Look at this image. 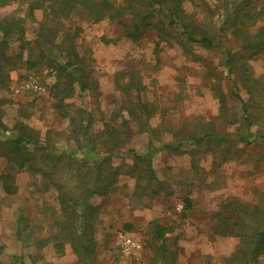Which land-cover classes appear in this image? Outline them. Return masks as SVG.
Returning a JSON list of instances; mask_svg holds the SVG:
<instances>
[{
	"label": "rangeland",
	"instance_id": "1",
	"mask_svg": "<svg viewBox=\"0 0 264 264\" xmlns=\"http://www.w3.org/2000/svg\"><path fill=\"white\" fill-rule=\"evenodd\" d=\"M248 1L249 6L238 11L237 24L254 35L264 25V0L185 1L193 23L205 30L211 23L221 42L217 47L188 41L176 29L161 38L154 27L132 40L122 34L116 20L93 21L83 10H74L66 23L82 28L76 43L82 53L90 51L98 88L81 91L74 83L72 95L64 100L66 111L59 110L53 92L56 71L45 65L30 68L19 58L18 39L8 43L5 52L12 60L5 68V80L0 79V138L14 134L16 124L25 122L40 131L45 149L37 155L48 153L53 161L46 159L45 168L52 172L48 176L19 169L0 157V260L5 264H225L240 241L237 235L223 233L238 217L229 207L235 206L233 199L264 206V122L249 125L244 120L242 102L235 94L249 97L237 70L239 54L244 60L247 53L240 46L242 40L224 28L236 3ZM50 2L0 4V21L22 17L26 38L36 41L45 15L35 7ZM126 15L132 18L129 12ZM233 51L237 55L231 72L226 60ZM245 61L251 77L264 87V49ZM131 72L141 79L139 95L135 89L126 90ZM30 75L42 82L44 91L26 87ZM118 77L125 83L122 88L116 85ZM218 89L226 99L224 112ZM253 95L264 110V94ZM87 113L94 119L92 131L110 125L120 133L122 146L109 154L101 144L93 148L83 141L76 122L87 123ZM205 131L226 138L191 140ZM166 142L172 146H163ZM130 149L142 157L127 153ZM150 166L154 179L148 173ZM50 177L77 195L89 184L100 190L87 199L92 208L87 211L91 245L86 262L58 234L65 215ZM187 198L190 209H185ZM158 225L168 227L163 238L156 236ZM121 232L140 245L129 255L114 247L113 239ZM250 264H264V254Z\"/></svg>",
	"mask_w": 264,
	"mask_h": 264
},
{
	"label": "trees",
	"instance_id": "2",
	"mask_svg": "<svg viewBox=\"0 0 264 264\" xmlns=\"http://www.w3.org/2000/svg\"><path fill=\"white\" fill-rule=\"evenodd\" d=\"M14 0H0V4H6ZM186 0H124V3L115 4L110 0H52L47 5L35 7L44 11L45 19L39 23L36 31V41L26 38V28L24 19L20 16L12 15L9 19L0 21V79L5 80V68L12 58L5 52V47L11 41L18 39L20 42V53L22 61L30 68L45 65L56 71V81L53 84V92L58 100L57 107L59 110H65L64 100L72 95L74 83H77L80 90L98 88V81L91 73L92 59L89 50L81 52L76 40L79 37L82 28L66 23L67 18L74 10H83L86 16L98 21L103 18L116 20L122 27V34L132 40H138L148 27H154L157 33L167 36L168 30L174 31L179 36H186L191 42L199 43L209 47H217L221 42H217L216 35L212 32L211 23L206 30L201 29L199 24L192 21V16L188 15L184 9ZM240 3V2H239ZM250 1L246 5L234 6V16L228 17L224 28L231 31L234 37L240 38L241 48L246 49V57L243 60V54H239V61L242 60L237 67L239 70V78L245 80L249 97L245 100L238 93L235 94L242 102L243 116L245 122L251 125L253 122H264V110L261 108V101L254 98L255 94H264V87L260 85L259 79L252 78V70L248 66L247 57L253 56L264 49V25L260 30L251 35L249 32L242 30L237 24V14L242 8L249 6ZM137 5H141L137 7ZM237 6V7H236ZM130 9V10H129ZM34 6L29 10V14H33ZM129 12L132 18H127L126 13ZM35 44V45H34ZM256 47V48H255ZM227 58L228 70L234 72L233 63L237 52H229ZM134 72L130 73V80L126 90L135 89L140 94L143 88L141 79L136 80ZM120 78L117 79V87L122 88ZM220 97L221 110L226 109V99L223 92L217 90ZM73 119V118H72ZM87 123H79L77 135L82 132L83 141L86 139L94 148L101 144L105 151L112 154L115 149L122 146V138L114 128L110 125L105 129L95 132L92 131L93 120L91 113H87L85 118ZM212 124V123H210ZM0 125L3 126L2 122ZM209 131V130H208ZM205 131L204 135H193L191 140L207 138V141L214 142L226 138L225 135H219L213 132ZM76 138V136H75ZM78 139V138H77ZM254 140L248 141L253 143ZM34 146L33 151L28 150V146ZM165 147H171V143H163ZM44 144L41 142L40 131L31 127L25 122L16 124V132L8 137L0 138V157H5L10 163H13L19 169L27 168L31 171L44 175L52 176V172L45 165L48 160L53 158L45 153H39L44 150ZM133 153L137 159L142 154L137 153L133 149L127 151ZM48 159V160H46ZM97 162V161H96ZM47 172V173H46ZM46 173V174H45ZM149 175L154 179V170L149 167ZM52 185L58 190V201L60 208L65 215L62 222V228L58 232L59 236L69 241L78 254L81 261L86 262L90 255V243L88 226L91 225V216L87 213L91 209V204L87 201L92 195L99 193L100 190L95 184H89L88 187L80 194H75L67 189V186L61 182H57L50 177ZM233 205H229L231 211L238 214L236 222L232 226H227L223 231L228 235H237L240 238L239 245L235 251L226 258L225 264H250L257 262L258 258L264 254V206L261 204L245 203L240 199H233ZM192 203L189 198L185 200V209H190ZM94 210V209H93ZM153 223H157L154 221ZM158 224V223H157ZM168 231L167 226L158 225L156 236L163 238ZM162 248V247H161ZM0 264H5L0 260Z\"/></svg>",
	"mask_w": 264,
	"mask_h": 264
},
{
	"label": "built area",
	"instance_id": "3",
	"mask_svg": "<svg viewBox=\"0 0 264 264\" xmlns=\"http://www.w3.org/2000/svg\"><path fill=\"white\" fill-rule=\"evenodd\" d=\"M26 87L34 92L44 91L42 82L34 75L28 76L26 79ZM116 248L123 254L129 255L140 247L138 241L127 232H121L113 239Z\"/></svg>",
	"mask_w": 264,
	"mask_h": 264
}]
</instances>
